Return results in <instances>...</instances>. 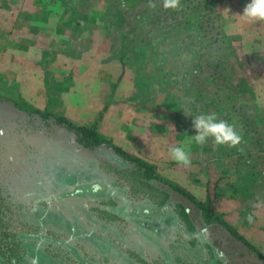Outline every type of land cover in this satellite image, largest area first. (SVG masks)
Wrapping results in <instances>:
<instances>
[{"label":"rangeland","instance_id":"374dc122","mask_svg":"<svg viewBox=\"0 0 264 264\" xmlns=\"http://www.w3.org/2000/svg\"><path fill=\"white\" fill-rule=\"evenodd\" d=\"M72 1L65 16L76 35L62 48L87 52L78 100H86L97 47L111 48L106 60L133 65L118 78L112 65L107 68L105 81H115L106 88L116 91L111 98L155 106V116L168 114L174 131H187V142L207 161L213 159L212 140L203 146L192 140V116L202 113L234 125L242 136L237 146L249 157L264 152V44L254 33L262 24H231L232 34H225L220 8L234 0H180L177 10L164 9L162 0ZM228 13L235 16L232 8ZM87 25L104 27L92 34ZM239 29H245L243 37L235 34ZM8 84L0 76V264H31L32 258L38 264H234L225 249L215 258L204 237L189 238L180 194L222 222L211 199L200 201L153 166L144 167L98 136L96 123L80 125V119H97L89 100L73 113V123L61 112L24 103ZM120 196L130 201L131 218L111 211L124 208Z\"/></svg>","mask_w":264,"mask_h":264},{"label":"crops","instance_id":"0c3cea01","mask_svg":"<svg viewBox=\"0 0 264 264\" xmlns=\"http://www.w3.org/2000/svg\"><path fill=\"white\" fill-rule=\"evenodd\" d=\"M231 2L220 8L227 35L232 34L227 31L231 24L243 23L238 12L245 5L240 0ZM72 3V0H0V76L9 83L7 91L14 89L24 103L40 110L61 112L71 122L77 119L73 113L89 100L90 107L93 106L91 115L97 121L80 119V125L96 123L95 132L104 140L153 166L156 174L198 200L210 198L213 213L251 246L253 252L249 257L253 254L257 262L264 264V160L259 158L263 150L249 157L243 153L244 147L230 151L226 145L213 143L214 152L222 148L226 153L215 157L213 152V159L207 161L196 154L194 144L193 147L187 142V131H174L168 114L155 116V106H140L130 98L129 102L111 98L116 91L106 88L115 81H105L107 68L112 65L118 78L123 70L131 71L133 66L125 60L116 63L106 60V54H113L111 48L97 47V63L89 68L93 76L83 94L86 100H78L75 87L86 80L81 73L87 72L84 62L87 52L62 48L76 35L74 23L68 26L65 16ZM230 8L234 17L229 16ZM261 24L254 33L264 44V22ZM99 27L85 28L93 34L98 32L94 28ZM243 32L246 33L245 29H239L235 34L243 37ZM177 144L190 152L189 167L177 165L169 156L168 149Z\"/></svg>","mask_w":264,"mask_h":264},{"label":"clouds","instance_id":"9594fccd","mask_svg":"<svg viewBox=\"0 0 264 264\" xmlns=\"http://www.w3.org/2000/svg\"><path fill=\"white\" fill-rule=\"evenodd\" d=\"M162 5L166 10H177L180 7V0H162ZM150 7H155V5H150ZM239 15L241 20L246 23L264 22V0H250L245 5L243 14ZM192 117V125L195 129V135H192V140L195 144L203 146L209 139L215 145H226L229 147H235L241 143L242 136L234 125L223 119H218L214 113H202ZM168 154L179 166L186 168L191 165L190 152L182 144L170 147ZM248 219L251 221V217H248ZM206 234L209 233L205 227L197 233L190 234L189 238ZM31 264H38V259L32 258Z\"/></svg>","mask_w":264,"mask_h":264},{"label":"trees","instance_id":"16d2710c","mask_svg":"<svg viewBox=\"0 0 264 264\" xmlns=\"http://www.w3.org/2000/svg\"><path fill=\"white\" fill-rule=\"evenodd\" d=\"M90 135L96 137V134L93 132H90ZM134 160H138L140 162V159L138 158L134 157ZM141 164L144 167H147V163L141 161ZM168 188L170 189V187ZM164 189L167 190L166 188ZM179 198L181 200V203H179L182 208L181 213L184 216H187L192 227V233H197L205 227L208 229V240H206L205 235H201V237H204L203 239H205L206 242L208 241L207 243L209 244V247L213 249L215 256L217 255L219 259L220 257H223L220 250L223 249L224 251L225 249L231 254V256L233 255L231 258H234V264H253V260H255L253 254L249 257L253 250L245 240L233 233L223 222L211 220L209 212L203 213L204 211L201 208V203L199 204L196 202L192 196L188 194H180ZM172 201L176 203L175 199H172ZM213 244L216 246V251L212 248ZM226 245L227 247H225Z\"/></svg>","mask_w":264,"mask_h":264},{"label":"flooded vegetation","instance_id":"af4514ba","mask_svg":"<svg viewBox=\"0 0 264 264\" xmlns=\"http://www.w3.org/2000/svg\"><path fill=\"white\" fill-rule=\"evenodd\" d=\"M110 157H111V155H109ZM80 182H82V180H79V178H78V180L77 181H75V184H76V188L79 186V184L78 183H80ZM90 185L92 186V189H99V183H90ZM73 186H74V184H73ZM101 186H105L106 187V189H108V187H107V185H104V184H102ZM107 194H109V195H112V197H114V198H116L118 195L117 194H115L114 192H112L111 193V191H107L106 192ZM120 197H122V200H121V205H119V206H123L124 208L123 209H120L119 207H117V208H115V209H112L111 211L113 212V213H115V214H117V215H119V216H124V215H128V213H130V211H132L133 209L131 208V205H130V201H128L127 199H125V197L124 196H120ZM120 199V198H119ZM108 210V209H107ZM129 216V215H128ZM130 217V216H129ZM131 218V217H130ZM133 220H135V219H133ZM144 224V223H143ZM143 224H138L139 226H136L137 228H135L136 230H134V231H136L137 233H139L140 232V230H139V227H140V225H142L143 226ZM207 240V239H206ZM205 241V240H204ZM208 242V241H207ZM215 256V255H214ZM215 258H219L217 255L215 256Z\"/></svg>","mask_w":264,"mask_h":264}]
</instances>
